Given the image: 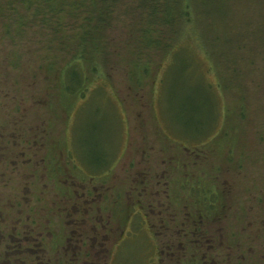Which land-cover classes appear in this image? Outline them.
<instances>
[{"label":"rangeland","instance_id":"374dc122","mask_svg":"<svg viewBox=\"0 0 264 264\" xmlns=\"http://www.w3.org/2000/svg\"><path fill=\"white\" fill-rule=\"evenodd\" d=\"M145 1L109 0L76 9L0 0V210L6 224L19 212L22 218L29 214V198H41L31 206L52 223L36 226L57 232L60 216L46 199L44 183L67 178L89 191V176L103 177L95 186L105 196V212L121 199L117 227L125 226L132 210L127 195L142 193L154 208L163 203L170 211L167 193L173 196L185 185L169 189L157 180L207 182L222 229L263 223L264 0ZM90 18L97 23L92 40L81 36ZM101 21L110 27L96 54ZM82 39L86 79L82 91L68 94L65 64ZM125 122L127 148L114 168ZM104 147L106 154L100 153ZM103 157L109 158L104 166L91 168ZM182 193L175 202L178 223L187 212L185 198L191 203L193 195ZM22 218L19 227L29 224ZM134 238L114 264H150L139 252L144 236Z\"/></svg>","mask_w":264,"mask_h":264},{"label":"flooded vegetation","instance_id":"af4514ba","mask_svg":"<svg viewBox=\"0 0 264 264\" xmlns=\"http://www.w3.org/2000/svg\"><path fill=\"white\" fill-rule=\"evenodd\" d=\"M49 179V185L44 183V188L50 193L46 199L57 205L55 215L60 216L61 229L54 232L45 226L43 231L36 226L42 221L52 223L51 219L43 216L41 209L34 210L32 207L37 206L41 198L26 201L29 214L24 218L29 224L21 227L20 212L17 220L6 224V217L0 210V264H114L122 255L124 244L133 241L139 234L141 238L144 236L139 252L150 259V264H164L166 259L177 263L182 260L188 262L184 264H264V220L255 226L248 223L235 229H222L217 198L213 196L215 193L210 186L203 185L207 182L157 180L156 183L161 182L169 189L170 185H185L181 191L172 192L173 196L167 193L172 204L167 213L165 204L160 203L154 208L142 198V193L137 198L127 195L132 210L127 211L126 224L121 228L114 225L116 208L121 199L113 200L114 211L105 212L100 204L105 196L95 186L98 178L90 177V192L85 191L83 182L78 184L67 178L62 181ZM146 181L140 184L146 187ZM185 189L187 194L193 193L192 202L185 198L187 212L178 223L174 216H179L181 208H177L175 202L181 201L178 196L183 195ZM158 218L160 224L156 226L151 219L159 222ZM49 237L52 239L48 240ZM155 239L159 240L158 245ZM47 241L51 251H48Z\"/></svg>","mask_w":264,"mask_h":264},{"label":"trees","instance_id":"16d2710c","mask_svg":"<svg viewBox=\"0 0 264 264\" xmlns=\"http://www.w3.org/2000/svg\"><path fill=\"white\" fill-rule=\"evenodd\" d=\"M27 2L29 4H46V5L51 4V6H53L52 4H70L71 7H74L76 9L77 8L84 9L87 7V5H90L94 9V8H96V4H109L108 3L109 0H27ZM168 2L165 3L166 10H168V9L171 10V8H170L171 4H167ZM154 4H155V2H154ZM154 13H156V12H154ZM167 13H168V11H167ZM172 13H173V11H172ZM92 15L94 16V13H92ZM170 18L171 17L167 16V17H164V20L169 21ZM99 25H101L103 28V30H102L103 35L99 40L100 43L98 40H94V49L95 48L98 49V51H96L98 53H96V54H100L99 49L102 51V49H104V46L106 45V34L109 30L110 23H108L107 21H101V22H99ZM83 26H84V28H83ZM83 26H81V28H82L81 36H88L90 38V40H92L93 39L92 33L94 32V30L97 26L96 21L91 22V18H90V19H88V21L85 24H83ZM92 29H93V31H92ZM94 35H95V33H94ZM81 41H83V43H81L79 46L80 47L79 52L77 51V52H74L73 54H71V56L69 57L68 61L65 64V67L67 70L65 72V76H67V79L69 78L68 79L69 82H67V80L64 78V82L62 81V83L63 84L65 83L63 85V88H64L65 92H67L68 94H76V93H79L80 91H82L83 90V83H84V80L86 79L85 71H84V67H83V63H82V59H84L83 58L84 57L83 51L85 48L84 43H85L86 39H82ZM102 43H103V46H102ZM78 66H81V68H82L81 71L77 70Z\"/></svg>","mask_w":264,"mask_h":264},{"label":"crops","instance_id":"0c3cea01","mask_svg":"<svg viewBox=\"0 0 264 264\" xmlns=\"http://www.w3.org/2000/svg\"><path fill=\"white\" fill-rule=\"evenodd\" d=\"M124 143L123 144H121V153H120V155L117 157V159H116V164L114 165V168H116L117 167V165H118V163L121 161V159L123 158V156H124V154H125V152H126V150H125V148H127V147H125V142L127 141V138H128V127H127V123L125 122V129H124ZM105 152V154H106V150H105V147L101 150L100 149V153H104ZM107 159H109L108 157H103V158H101V161L103 162L102 164H97V165H94V164H91V168H94V169H98L99 168V166H104L105 164H104V162H106V160ZM114 168H112V170L114 169ZM87 169H89L88 167H87ZM112 170L110 171V172H112ZM110 172L108 173V175L110 174ZM87 173H88V171H87ZM107 175V176H108ZM106 177V176H105ZM89 178H90V176H89ZM95 178H98V179H100V178H103L102 176H95Z\"/></svg>","mask_w":264,"mask_h":264}]
</instances>
